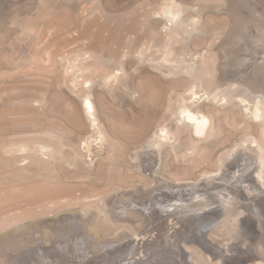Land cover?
Wrapping results in <instances>:
<instances>
[{"label":"rangeland","instance_id":"1","mask_svg":"<svg viewBox=\"0 0 264 264\" xmlns=\"http://www.w3.org/2000/svg\"><path fill=\"white\" fill-rule=\"evenodd\" d=\"M170 2L188 29H168ZM185 106L213 131L196 134ZM257 142L264 0H0V264H133L172 234L192 239L212 210L233 230L234 208L188 193L177 205L204 214L151 223L142 209L167 186L177 199L208 185ZM134 196L143 216L123 212Z\"/></svg>","mask_w":264,"mask_h":264},{"label":"bare ground","instance_id":"2","mask_svg":"<svg viewBox=\"0 0 264 264\" xmlns=\"http://www.w3.org/2000/svg\"><path fill=\"white\" fill-rule=\"evenodd\" d=\"M159 12L166 20L170 21L169 30H173L177 28V26L182 29L185 28L186 30L188 26L191 25L190 23L186 24V21L180 18L181 9L179 5L170 2L169 5L163 6ZM230 87L231 90L234 88L232 86ZM232 91H234V89ZM241 101H244V99L241 98ZM83 107L85 110H93L94 105L91 99L86 98L83 102ZM196 109L197 111L185 106L181 110V114L184 115L196 134L206 135L212 132L213 126H211L209 116L203 114L202 111H198V108ZM259 112L261 111L256 107L253 116L261 117L263 113L261 112L260 114ZM257 148V150H259L257 156L247 154L234 157L233 155V161H230L232 159L229 160L230 162L226 161V164L223 165V170L219 174L210 176L208 185L197 188L188 187L189 190L187 191L178 188L177 193L180 196L177 199L174 195V197L169 195L170 193L174 194V192H170L169 189H175L167 186L166 191H161V193H157V195L154 196L155 203L153 205L151 204L148 207L145 206L144 209H142L143 206L139 208L142 209L144 213H147V216L151 219V223L163 220L162 223L168 224V221L173 219L172 217H179V215L182 216L184 213L196 212L195 216H198L199 213H203L201 212L202 209H199L201 208L200 205L196 208H192L191 203L181 206L177 205L182 204L185 200L181 195L188 193L190 196H193L196 201L200 202L199 204H204L206 206L211 204L215 206L221 202L225 204L226 208H234L236 215L232 220L231 226L237 227L238 229L234 228L235 230H232L231 227H229L225 229V231L219 230L220 228L218 229V226H216L218 224H215V221L223 212L221 210H212L206 215L213 216V218H210L209 221L201 227L199 226V231H197V234H192V239H188L190 237L184 238V236L172 234L170 241L174 243L175 247L171 242H161L152 250L151 258L144 255V257H141L138 261L134 260L133 264H167L166 259L171 258V256L173 257L174 264H264V217H260V215L255 213L256 210V212L260 211L258 209V202L262 200L263 202H261L264 204V186H258L257 180L254 179L255 176L256 178L260 177L262 179L264 147L257 142ZM231 163L234 165H231ZM244 190H246V193H244ZM165 196L167 201L164 200ZM251 196L253 197L251 198ZM135 197L138 198L134 196L132 200L125 205L123 212L126 214V209L132 206L133 212L139 216H143L141 210H136V208H138V203L135 201ZM173 201H175V204H171ZM156 206H159V211L156 209ZM166 207H168V209L164 210ZM174 210L175 212H172ZM160 212H163L161 218H159ZM222 221L223 220H221V223ZM224 221L227 222L226 220ZM226 224L227 223H225V225ZM247 224H252L253 227H248ZM207 228L210 229V232H215L218 244L212 241L209 236L208 238L205 236V232H207L205 230H207ZM229 236H231L230 239L232 238L230 242H228ZM224 239H227V241H224ZM188 241L193 244H187L189 243ZM167 245L172 246L167 247ZM187 245H190L189 248H193L194 252L187 251ZM164 248H167L168 254L162 252ZM193 255L195 257H193ZM124 264H130L129 260Z\"/></svg>","mask_w":264,"mask_h":264}]
</instances>
